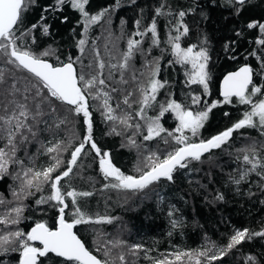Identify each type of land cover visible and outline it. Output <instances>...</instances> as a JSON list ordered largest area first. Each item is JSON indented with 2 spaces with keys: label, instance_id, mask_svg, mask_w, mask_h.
Segmentation results:
<instances>
[{
  "label": "trees",
  "instance_id": "trees-1",
  "mask_svg": "<svg viewBox=\"0 0 264 264\" xmlns=\"http://www.w3.org/2000/svg\"><path fill=\"white\" fill-rule=\"evenodd\" d=\"M86 10L90 16L101 11L105 15L89 24L85 32L83 16L69 4H64L60 10L55 0H36L23 14L20 25L21 32L28 34L21 36L17 43L56 66L61 61L68 62L71 57L77 73L84 74L86 78L100 75L99 62L103 61L105 67L101 78L105 79L113 97L117 96L119 100L129 96L138 84L145 82L147 85L152 77L147 76L145 65L154 61L155 68H159L156 79L163 87L153 103L155 107L150 108L155 109L153 115L159 116L161 106L166 107L172 101L194 111L207 110L211 104H217L198 134L188 136L189 142L208 140L220 134L251 110L250 105L239 103L235 97L231 104L223 103L219 85L226 73L248 64L254 72L253 84L264 91V45L259 43L264 34L258 28L248 27L250 23H264V0H247L242 7L234 6V0H89ZM158 10L162 14H158ZM180 11L186 12L183 23L189 28V32L181 36V47H195L197 51L206 48L210 57L207 93L202 85L190 82L191 65L177 62L172 53L170 40L178 35L175 26L180 23ZM153 22L157 26L155 38L148 31ZM33 24L37 25L35 29H32ZM41 25L50 26L48 35L43 34ZM137 32L145 34L136 35ZM32 37H35L34 43ZM205 37L207 43H204ZM81 39L85 41L83 53L79 45ZM129 39L141 43L129 58L128 67L123 68L120 65L128 50ZM154 39L158 42L154 43ZM45 51L50 55L43 56ZM7 59L9 57L0 53V73L6 81L0 84V114H3L5 105L14 107L8 103L13 98L27 103L34 114L37 108L32 99L34 89H31V83L35 78L6 63ZM13 83L20 89L15 97L8 95ZM26 87L29 91H25ZM24 95L28 96L27 101H24ZM194 96L201 97L200 103H192ZM261 98L264 97L260 94L252 96L254 102ZM88 102L93 121L92 137L102 154L108 153L112 163L125 175L140 176L134 173L135 164L139 163L136 150L127 148L123 138L110 131L109 124L104 121L100 110L94 107L91 97ZM52 106L56 107L55 112L51 111ZM39 110L43 115L28 121L35 136L26 131V141L17 136L16 157L24 162L25 168L34 170L54 165L56 160L53 158L56 157L61 164L53 173L55 176L68 166L72 151L87 134V125L82 115H76L69 111L68 105L56 101L51 105L47 102L41 104ZM160 122L167 132L153 140H145L147 157L153 155L164 159L180 147L173 139L179 135L175 131L179 122L174 113L165 112ZM169 132L173 136H169ZM4 143L0 139V147ZM58 144L60 147L56 152H47V148ZM246 154L264 165V129L259 126L236 130L220 148L199 161H191L187 168L178 167L172 181L161 179L143 190H129L111 187L116 181L104 178L100 157L90 145H85L72 173L61 181L65 202L69 205L65 219L71 222L77 207L93 220L111 219L110 223L75 227L88 249L107 264H156L162 259L174 260L177 253L192 254L191 260L185 256L177 264H196L197 259L208 264L207 258L198 257V253L217 254L236 230L247 229L250 234L264 231V166L251 170V165L243 160ZM21 171L19 165L13 164L9 168L11 175L0 180V195L5 201L0 204V218L14 207L23 208L20 223L9 227L0 225V236L16 230L27 234L36 223H45L53 229L58 224L59 205L55 201L37 203L41 197L51 194L50 186L42 185V191L31 189V194L25 199L24 192H21V179H12ZM73 190L91 195H78L77 203L73 205L71 197L66 195L67 191ZM13 191L20 192V196L15 197ZM218 194L223 195L222 201L216 199ZM121 255L123 261L120 260ZM18 257L19 252L10 250L0 255V261L2 264H18ZM46 264H52V261H46ZM212 264H264V236L246 239Z\"/></svg>",
  "mask_w": 264,
  "mask_h": 264
},
{
  "label": "snow or ice",
  "instance_id": "snow-or-ice-1",
  "mask_svg": "<svg viewBox=\"0 0 264 264\" xmlns=\"http://www.w3.org/2000/svg\"><path fill=\"white\" fill-rule=\"evenodd\" d=\"M36 0H0V53H3L7 59L6 63L13 64L17 69H23L27 73L31 74L35 78L31 83V89H34L32 95L33 101L36 102L37 111L33 114L28 108L27 103L17 102L14 98L10 100L9 105L14 107L9 108L5 105L3 108V114H0V139L5 141L4 146L0 147V180L5 176L11 175L9 168L11 165L16 164L21 167V172H17L12 176L13 180L21 179L22 188L21 192H24L25 199L31 194L30 190L35 188L37 191H42V185L48 184L50 186L51 194L46 198H40L37 203L43 204L48 201H55L59 205V217L58 226L53 229L49 228L45 223H36L31 231L25 234L23 231H9L7 234L0 236V255L7 254L8 251L19 252L18 264H46V261H52V264H107V261L97 259L82 242L81 238L74 232V228L77 225L88 223H101L111 222L110 218H99L93 220L82 212L77 207L73 213L74 218L69 222L65 219V210L69 207L65 202V192L62 191L61 181L64 178L70 176L72 168L77 164L78 158L81 153L84 152L85 145H90L91 149L95 151L96 156L100 157L99 165L100 170L103 173L105 179L111 178L116 183L111 184L113 188H122L129 190H143L149 185L166 179L168 181L173 180V173L176 169L187 168L191 161H199L201 156L215 148H220L225 144L238 129L249 127L254 128L259 126L264 129V98L257 101H253L252 96L254 94H260L264 97V91L260 86L253 84V69L249 66L241 67L238 71L232 72L225 76L223 80V103L231 104L235 97L239 103L244 105H250L251 110L246 111L243 118L235 123L232 127L221 132L218 135L213 136L206 141L189 142V137L184 135L187 131L194 137L198 134L199 130L204 127L205 122L209 118V113L215 107L216 103L208 106L207 110L194 111L189 108H185L182 104L172 101L167 106H161L160 115L157 117H145L144 110L149 107L156 99L158 90L163 87L160 80L155 77L159 73V68L156 67L153 71L152 78L148 81L146 86H142L140 91L142 93L141 109L137 113L141 119H146V134L145 140H152L156 137H160L162 133L167 130L159 123L160 117L165 112L171 111L175 113V117L179 122V127L176 128V133L179 135L173 136L172 133H168L169 136H173L180 147H177L174 151L167 154L166 158L160 159L158 156L153 157L149 155L147 160L149 161L147 171L142 172L139 177L132 175H125L119 168H117L111 161L108 153L101 152V149L97 146L92 137L93 121L92 114L89 111V97L93 99H100L103 96V108L105 110V117L107 120L117 121L128 125L130 116L120 118L114 115V109L109 103L110 96L107 92L103 91V88H107L105 79L102 77V70L105 67L103 61L99 62V68L101 70L100 75L90 76L85 78V75L77 73L74 67V62L71 57L68 58V62H60L59 66L49 63L47 60L42 59L36 55L30 48H24L17 43L21 36L27 35V32H21L20 25L23 23V14L29 9V7L35 4ZM247 0H234V6H244ZM56 5L60 10L64 4H69L71 8L77 10L84 18L85 31L87 26L91 23L99 21L105 12L101 11L97 15L90 16L86 10V6L89 0H55ZM239 8L236 9L239 12ZM158 14L160 11L158 10ZM186 12L180 11L178 16L181 18L180 23L175 26V31L178 35L172 37V53L176 57V61L181 64L191 65L193 69L190 74V82L193 84L202 85L205 93L208 92V84L210 79V73L208 71V62L210 57L206 48H200L196 50L195 47L183 48L180 44L182 35H186L189 32V28L183 23V18ZM67 18H65L66 21ZM138 23V22H137ZM37 25L33 24L32 29H35ZM49 25H41L44 35L49 34ZM249 28H258L261 34H264V23H250ZM153 38L157 35V26L153 22L150 29ZM21 35L18 36L17 33ZM145 33L137 32L136 35H144ZM32 42H35V37H32ZM154 39V43H157ZM141 42L135 39L128 41V50L124 54L123 63L120 67L127 68L128 60L133 55L134 49L139 47ZM204 43H207L205 37ZM261 45H264V39L259 41ZM85 41L81 39L79 41L80 51L83 53V45ZM43 56L50 55V52L45 51ZM99 55V53H97ZM57 59H59L57 57ZM116 67V65H113ZM6 83L4 75L0 73V84ZM103 86V87H100ZM251 86V87H250ZM96 90L94 93L93 90ZM20 89L16 87V84L11 85V89L8 93L9 96L15 97ZM25 91H29L26 87ZM115 91V89H113ZM39 98V99H38ZM24 101L28 100V96L24 95ZM52 101L59 102V104L68 105L69 111H74L76 115H82L84 123L87 125V134L83 141L74 148L71 153L68 166L58 175L53 176V173L60 167V160L54 157L56 160L54 165L48 166L44 170H34L31 167L25 168L24 162L16 157L17 136L21 137L22 141L28 139L24 132L30 133L35 136V131L28 123L29 119L35 120L37 116L43 115L39 110L40 105L47 102L50 105ZM201 101L200 96H194L192 98L193 104H198ZM124 104H128L127 98L123 101ZM51 111L55 112L56 107L52 106ZM227 115V113H225ZM63 123V121H61ZM135 127L139 129L141 126L136 124ZM115 131V129H113ZM119 134V133H117ZM134 144L135 141L132 140ZM60 145L56 147L47 148V152H56ZM243 160L246 164L251 165V170H255L260 165L258 161H254L247 154L243 156ZM239 183V181H236ZM15 197L20 196V192L13 191ZM66 195L71 197L73 205L77 203V196L87 197L91 195L89 192L77 193L76 191H67ZM216 199L223 200L222 194H218ZM5 203L2 195H0V204ZM23 208L20 206L11 209L4 218H0V225L9 227L10 225H18L21 219V213ZM15 213V216L12 215ZM171 215V213H170ZM175 223V222H174ZM2 231V229H0ZM252 236H264V231L257 233H249L247 229L236 230L230 237L225 247L220 248L217 254L209 256L208 252H199L198 257H206L208 264H212L213 261L222 259L228 254L234 247L242 244L246 239H251ZM38 242L39 246H36ZM12 246L9 248V246ZM137 248L139 246H136ZM189 257L191 260V253H177L174 260L162 259L156 261V264H177L182 261L183 257ZM62 258V259H58ZM249 259H254L249 257ZM120 260L123 261L124 257L121 255ZM2 264V261H0ZM196 264H202L200 259L196 260Z\"/></svg>",
  "mask_w": 264,
  "mask_h": 264
},
{
  "label": "rangeland",
  "instance_id": "rangeland-1",
  "mask_svg": "<svg viewBox=\"0 0 264 264\" xmlns=\"http://www.w3.org/2000/svg\"><path fill=\"white\" fill-rule=\"evenodd\" d=\"M145 67L149 69V70L146 69L147 76L152 77L153 71L155 69L154 68L155 67L154 61L149 62V64H146ZM142 86H145V82H143L140 86L138 84L137 88H135L131 92H129L130 95L126 97L128 99V101H129L128 104H124L123 101L125 99L120 98L121 100H119V97H117V96H115V98L117 99L116 100L113 97L114 94H112V92H110L109 89L103 88V91L107 92L109 94V96H110L109 103L111 104V106L115 110L114 111V115H116V116H118L120 118H124L125 116H130L131 119L128 120V125H132L131 127H128L127 125L120 123L119 120H117V121L107 120L106 117H105V110L103 108V99H104L103 96H101L100 99H93L90 96L91 100L94 103V107H97L100 110V112H101V114H102V116L104 118V121H106L109 124L110 131L113 134L119 133L117 135H119L120 137L123 138V140L125 142V146L127 148L130 147V148L136 150L137 155H139V157H138V162L139 163L135 164L134 173L135 174H139V175H141L142 172L145 171V168H147V165L149 163V161L147 160V156L145 155V139L143 138L144 135L146 134V119H141L140 116L137 115V113L139 112V109L142 107V104L140 103V101L142 100V98H140V97H142V93L140 91ZM93 92L95 93L96 90L94 89ZM157 96H158V92L156 94L155 101L159 98V96L158 97ZM136 101H138V102H136ZM155 101H153L148 108H145L146 111L144 110V113H145L144 115H145L146 118L148 116L149 117H156L151 112V111L154 112L155 110H150L151 106H153V103ZM137 106H139V107H137ZM153 107H155V106H153ZM148 110H149V113H148ZM174 116H175V113H174ZM159 123L163 126V124L160 122V120H159ZM136 124H139L141 127L139 129H137L135 127ZM113 129H115V131H113ZM184 135L192 136L191 133H189L187 131L184 133ZM132 140L135 141L134 144L132 143ZM198 142H200V141H198ZM5 216H6V214L4 216H2V218H4Z\"/></svg>",
  "mask_w": 264,
  "mask_h": 264
},
{
  "label": "water",
  "instance_id": "water-1",
  "mask_svg": "<svg viewBox=\"0 0 264 264\" xmlns=\"http://www.w3.org/2000/svg\"><path fill=\"white\" fill-rule=\"evenodd\" d=\"M48 61V60H47ZM49 63H52V62H50V61H48ZM53 64V63H52ZM244 66H249V67H251L250 65H248V64H244V65H241L240 67H238L237 69H235V70H233V71H230V72H228V73H226L224 76H223V78L221 79V81H220V85H219V91H220V97L221 98H223V95H222V89H223V80H224V78H225V76H227L228 74H230V73H232V72H235V71H238L241 67H244ZM75 67V66H74ZM76 68V67H75ZM77 70V69H76ZM253 82H254V72H253ZM211 139V138H210ZM206 141V140H205ZM216 149V148H215ZM212 150H214V149H212ZM212 150H210V151H208V152H206V153H204L201 157H203V156H205L206 154H208V153H210ZM139 177V176H138ZM67 178V177H66ZM65 179V178H64ZM57 226H58V224H57ZM34 227V226H33ZM74 230V232H76L75 231V228L73 229ZM31 231V229L29 230V232ZM77 234V233H76ZM78 235V234H77ZM79 236V235H78ZM82 240V239H81ZM82 242H83V240H82ZM36 243H38V242H36ZM84 243V242H83ZM85 244V243H84ZM85 246H86V244H85ZM86 248L88 249V247L86 246ZM89 250V249H88ZM90 251V250H89ZM91 252V251H90ZM92 253V252H91ZM93 254V253H92ZM94 255V254H93ZM97 257V256H96ZM97 259H99L98 257H97Z\"/></svg>",
  "mask_w": 264,
  "mask_h": 264
},
{
  "label": "bare ground",
  "instance_id": "bare-ground-1",
  "mask_svg": "<svg viewBox=\"0 0 264 264\" xmlns=\"http://www.w3.org/2000/svg\"><path fill=\"white\" fill-rule=\"evenodd\" d=\"M81 20H82V19H81ZM82 21H83V20H82ZM82 26H83V25H82ZM85 32H86V31H85ZM84 35H85V34H84ZM131 35H132V34H131ZM133 35H134V32H133ZM131 37H132V36H131ZM164 39H165V38H164ZM164 39H163V40H164ZM127 40H128V39H127ZM129 40H130V39H129ZM170 41H171V40H170ZM170 44H171V43H170ZM165 47H166V45H165ZM166 48H167V47H166ZM168 48H169V47H168ZM131 58H132V57H131ZM174 62H175V61H174ZM154 68H155V67H154ZM154 68H153V69H154ZM156 77H157V76H156ZM150 78H151V77H150ZM171 84H172V83H171ZM168 86H170V85H168ZM138 97H139V96H138ZM140 98H142V97H140ZM134 99H135V98H134ZM135 100H136V99H135ZM140 100H141V99H140ZM136 102H138V101H136ZM137 105H138V104H137ZM151 107H152V106H151ZM147 108H148V107H147ZM140 109H141V108H140ZM140 109H139V110H140ZM152 109H153V108H152ZM156 109H157V108H156ZM150 110H151V109H150ZM154 110H155V109H154ZM145 111H146V110H145ZM148 111H149V110H148ZM144 114H145V113H144ZM152 114H153V111H152ZM159 114H160V113H159ZM156 116H157V114H156ZM148 117H149V116H148ZM198 137H199V136H198Z\"/></svg>",
  "mask_w": 264,
  "mask_h": 264
}]
</instances>
